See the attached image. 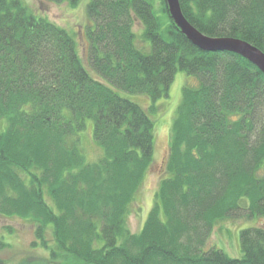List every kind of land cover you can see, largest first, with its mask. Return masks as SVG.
<instances>
[{
	"label": "trees",
	"instance_id": "16d2710c",
	"mask_svg": "<svg viewBox=\"0 0 264 264\" xmlns=\"http://www.w3.org/2000/svg\"><path fill=\"white\" fill-rule=\"evenodd\" d=\"M160 1L166 36L152 0H89L93 76L66 28L22 0H0V215L30 221L32 246L47 252L15 264H264L261 225L240 231L241 257L207 247L219 220L264 216V73L240 54L196 47ZM180 6L204 34L264 51V0ZM181 69L199 82L182 88L167 175L132 232L127 218L153 163L158 105L118 90L168 97ZM88 119L103 150L92 162L81 147Z\"/></svg>",
	"mask_w": 264,
	"mask_h": 264
},
{
	"label": "rangeland",
	"instance_id": "374dc122",
	"mask_svg": "<svg viewBox=\"0 0 264 264\" xmlns=\"http://www.w3.org/2000/svg\"><path fill=\"white\" fill-rule=\"evenodd\" d=\"M36 16L46 17L51 21L66 28L72 33L77 41L79 55L86 68L94 76L96 71L90 69L88 63L89 39L87 29L92 20L87 14V5L89 0H79L76 5H71L68 1L55 2L51 0H22ZM154 13L159 17L161 23V32L166 36V27L168 17L162 11L160 0H152ZM135 31L140 34L142 25L137 21ZM138 44H142L138 41ZM145 50H149L150 42L145 41L143 45ZM98 75V74H97ZM96 75V76H97ZM95 76V77H96ZM102 81L111 85L110 82L102 77ZM170 85L169 96L161 97L152 101L146 95L131 93L118 90L123 96L142 104L148 108L151 104L158 105L157 112L151 114L154 121V155L153 163L149 167L145 180L140 187L134 202L132 203L130 213L127 218V227L132 232H139L153 206L155 194L160 180L167 175V161L170 153V142L172 135V124L176 115V109L182 99V88L184 85H198V79L192 74L178 70ZM81 147L89 162L96 161L103 153L102 148L96 144L93 138V121L88 119L86 128L81 132ZM50 201L49 197H46ZM245 213V212H244ZM264 226V216L247 217H226L216 222L213 232L208 239L207 247H217L224 250L231 257H241L242 250L240 244V231L246 227ZM48 237L52 239L51 234ZM35 240V227L27 220L19 217H7L0 215V257L7 260L9 264H15L21 259L31 256L42 258L46 251L40 247H33Z\"/></svg>",
	"mask_w": 264,
	"mask_h": 264
},
{
	"label": "water",
	"instance_id": "95a60500",
	"mask_svg": "<svg viewBox=\"0 0 264 264\" xmlns=\"http://www.w3.org/2000/svg\"><path fill=\"white\" fill-rule=\"evenodd\" d=\"M170 17L185 37L205 51H230L247 58L264 73V51L254 44L233 36H210L193 26L185 17L180 6V0H166Z\"/></svg>",
	"mask_w": 264,
	"mask_h": 264
}]
</instances>
